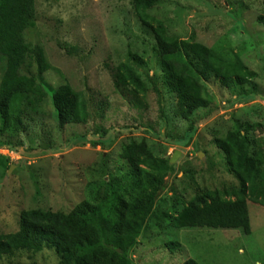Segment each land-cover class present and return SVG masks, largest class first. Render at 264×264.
<instances>
[{"label":"rangeland","instance_id":"obj_1","mask_svg":"<svg viewBox=\"0 0 264 264\" xmlns=\"http://www.w3.org/2000/svg\"><path fill=\"white\" fill-rule=\"evenodd\" d=\"M35 10L36 25L25 33L26 41L40 44L50 66L74 91L83 93L93 119L84 127L59 130L47 100L24 120V132L2 138L13 148L11 159L0 154V233L17 232L23 210H72L85 199V186L104 161L108 173L124 166L118 159L120 146L132 139L145 140L159 157L180 154L155 211L170 212L173 203L179 210L181 203L198 193L236 185L225 163L212 161L218 157L213 133H224L233 118L260 123L264 130V24L258 21L264 16V0H158L152 13L165 14L171 33L183 40L193 37L209 49L221 43L234 61L256 74L252 82L260 98L242 105H232L226 88L210 83L211 111L197 121L191 144L185 148L168 143L171 137L183 141L188 124L173 115L176 98L154 81L160 90L157 96L150 84L160 76L151 53L154 43L138 25L130 0H35ZM128 51L146 63L144 67L132 63L148 86L144 109H136L130 95L113 87L112 69L125 60ZM3 66L0 60V79ZM22 73L36 76V67L24 66ZM51 75L54 83L56 77ZM99 127L115 139L106 150L91 146L100 140ZM82 136L86 140L80 146ZM262 150L264 160V144ZM260 180L262 187L264 163ZM247 209L251 226L247 237L239 231L177 232L166 223L160 230L149 221L147 230L132 232L138 242L132 262L184 264L194 259L198 264H264V207L248 203ZM172 241L180 247L170 253L166 243ZM48 259L45 252L15 263L50 264Z\"/></svg>","mask_w":264,"mask_h":264},{"label":"trees","instance_id":"obj_2","mask_svg":"<svg viewBox=\"0 0 264 264\" xmlns=\"http://www.w3.org/2000/svg\"><path fill=\"white\" fill-rule=\"evenodd\" d=\"M130 5L138 25L154 43L151 53L160 76L150 84L157 96L160 90L154 81L176 98L173 115L188 124L183 141L171 137L170 145L185 148L191 144L197 121L206 117L213 105L211 82L226 88L232 105L259 100L252 82L255 72L232 56L234 61L221 43L209 49L194 42L193 37L183 40L171 33L165 14L161 17L152 13L158 8V0H130ZM35 13V0H0V60L4 61L0 79V148H13L10 141L2 138L24 132V120L47 100L59 130L73 125L84 127L93 119L83 93L74 91L50 66L40 44L26 41L25 33L36 25ZM258 21L264 24V16ZM132 63L136 67L146 65L142 56L128 51L125 60L112 69L113 87L130 95L136 109H144L148 86ZM24 66H35L37 75L23 74ZM51 74L56 77L54 83ZM98 131L100 140L91 146L106 150L115 139L101 127ZM213 136L218 157L212 161L225 163L236 182L234 187L198 193L181 203L179 210L173 203L170 212L155 211L174 167L168 156H156L145 140H128L121 144L118 155L124 166L108 173L104 161L91 174L85 199L69 212L21 211L18 231L0 233V264H16L23 257L34 258L45 252L50 259L53 257L50 264H133L131 255L138 242L132 239V232L146 229L149 221L160 230L166 223L177 232L208 229L250 236L248 203L264 207V182L259 186L264 130L260 123L233 118L224 133L217 131ZM85 140L82 136L77 144L81 146ZM166 247L173 253L180 245L172 241ZM184 264L198 263L188 259Z\"/></svg>","mask_w":264,"mask_h":264},{"label":"clouds","instance_id":"obj_3","mask_svg":"<svg viewBox=\"0 0 264 264\" xmlns=\"http://www.w3.org/2000/svg\"><path fill=\"white\" fill-rule=\"evenodd\" d=\"M0 154L11 159V150L9 148H0Z\"/></svg>","mask_w":264,"mask_h":264},{"label":"water","instance_id":"obj_4","mask_svg":"<svg viewBox=\"0 0 264 264\" xmlns=\"http://www.w3.org/2000/svg\"><path fill=\"white\" fill-rule=\"evenodd\" d=\"M179 152H174V154L171 156V158L169 159V164L170 165H172L174 162H175V160L179 157Z\"/></svg>","mask_w":264,"mask_h":264}]
</instances>
